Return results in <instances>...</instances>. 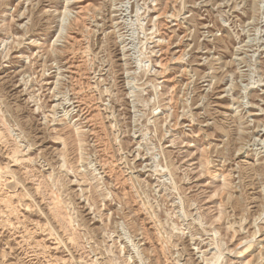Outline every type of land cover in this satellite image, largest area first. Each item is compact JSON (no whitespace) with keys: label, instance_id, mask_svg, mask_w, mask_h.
<instances>
[{"label":"rangeland","instance_id":"1","mask_svg":"<svg viewBox=\"0 0 264 264\" xmlns=\"http://www.w3.org/2000/svg\"><path fill=\"white\" fill-rule=\"evenodd\" d=\"M0 264H264V0H0Z\"/></svg>","mask_w":264,"mask_h":264},{"label":"bare ground","instance_id":"2","mask_svg":"<svg viewBox=\"0 0 264 264\" xmlns=\"http://www.w3.org/2000/svg\"><path fill=\"white\" fill-rule=\"evenodd\" d=\"M65 15L67 14V11L64 13ZM67 16V15H66Z\"/></svg>","mask_w":264,"mask_h":264}]
</instances>
